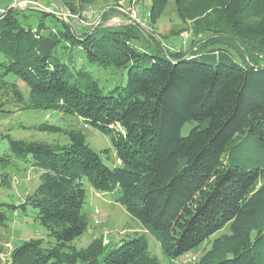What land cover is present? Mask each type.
Segmentation results:
<instances>
[{"label": "trees", "instance_id": "1", "mask_svg": "<svg viewBox=\"0 0 264 264\" xmlns=\"http://www.w3.org/2000/svg\"><path fill=\"white\" fill-rule=\"evenodd\" d=\"M74 1L95 0L0 12V110L11 103L79 117L110 137L117 162L109 164L107 151L91 147L80 130L46 120L39 130L69 141L2 130L0 161L25 163L39 183L18 204L0 202V225L9 220L5 207L31 208L47 234L9 246V258H1L0 244V264H182L204 243L199 264H264V0H174L182 21L198 18L194 33L210 34L179 51H166L149 30L169 0H148L144 27L99 21L82 28L58 13L76 9ZM210 9L222 26L203 27L199 15ZM144 30L153 41L138 45ZM93 66L120 79L101 83ZM85 181L112 193L165 259L152 253L145 233L117 242L100 236L77 248L88 224ZM226 224L230 231L212 239Z\"/></svg>", "mask_w": 264, "mask_h": 264}, {"label": "rangeland", "instance_id": "2", "mask_svg": "<svg viewBox=\"0 0 264 264\" xmlns=\"http://www.w3.org/2000/svg\"><path fill=\"white\" fill-rule=\"evenodd\" d=\"M51 1L54 0H0V12L8 6L26 8L28 6H39L37 3L54 7ZM23 2H27L28 4L23 7L18 6V4ZM137 2L140 4V8L136 13V18H138V20L133 16V9L135 8L133 0H95L92 4L82 7H77V3L74 1L73 4L76 9L73 11L69 7H61L66 11L65 20L73 23L78 28L84 26L90 27L99 21L103 24L115 27L131 25L134 22L144 27L142 22L145 23L144 13L146 12L145 7L148 4V0H139ZM87 13H89V15H87ZM216 14V12L210 9L202 15H199V19H202V23L204 24L203 27L212 22L221 25L222 22L218 19ZM194 19L198 18H187L182 21L175 10L174 0H169L163 14L155 24L156 31L153 27H150L149 30L155 33L154 36L157 37L162 46L178 45L181 43L183 35H186V44L184 47V50H186L189 47L187 45L191 38H193L194 41L196 40L200 45L204 43L202 39L205 40L210 36L209 30L206 29H202L198 34L192 31ZM147 27L149 28V25H147ZM147 31L148 30H144V32L140 34L138 45H145L153 41L152 36H150ZM216 35H218V32L211 34V36ZM225 39H227V36H225ZM227 40L231 41L230 39ZM231 44L233 47L230 48L234 56L239 58L237 51L238 45L234 44V42ZM91 70L100 78L101 83L107 78H109V81L120 79L117 78L118 76L116 73H113L111 68L104 69L93 66ZM113 76L114 78L112 79ZM22 88L26 92V88ZM22 107V105L11 103L3 105V108L8 111L0 110V132L3 130L9 132L13 137L39 139L59 144L69 141L68 136L64 133L39 130V124L46 120L49 123L64 127L65 130H80L85 135L86 141L91 147L97 151H107L105 156H107L106 160L109 164L117 162L110 137L100 132L96 127L86 124L83 119L76 116L59 118L56 113L50 110H25ZM47 114L49 117H46ZM194 124V122L185 124L181 133H188L189 129ZM38 183L39 172L31 169V167L25 163L14 161V159L9 162L5 161V163L0 161V202L18 204L22 202L25 194L35 189ZM84 187L86 197L83 210L87 215L88 224L85 231L73 241V244L77 248L86 247L91 240L100 236L104 238L105 242H117L122 238H131L136 233H145L148 238L149 249L152 253L156 254L161 261L165 259L161 253L158 242L150 233L146 232L141 222L133 217L122 204L114 201L112 193H99L86 181L84 182ZM5 213L9 217V220L6 226L0 225V244L5 247L1 253V258H5L9 246L12 248L29 238L46 237L47 233L45 227L41 225L37 219L32 217L34 214L31 208H27L26 212H23L20 209L13 210L5 207ZM95 220H97L98 223H96L97 221L95 222ZM229 231V224H226L211 238L213 239L215 236L228 233ZM208 246V243H204L197 249L184 254L181 258L184 261L182 264H199L198 259L202 255L204 247L207 248ZM192 255L196 257L193 261L190 259Z\"/></svg>", "mask_w": 264, "mask_h": 264}, {"label": "built area", "instance_id": "3", "mask_svg": "<svg viewBox=\"0 0 264 264\" xmlns=\"http://www.w3.org/2000/svg\"><path fill=\"white\" fill-rule=\"evenodd\" d=\"M138 1V0H137ZM136 0H133V5H135L134 7V9H133V16L136 18V13L138 12V10H139V8H140V4H139V2H137ZM18 4V3H17ZM28 3L27 2H23V3H21V4H18V6H21V7H23V6H26ZM37 5H39L40 7H44V8H46L44 5H40L39 3H37ZM60 9V10H59ZM58 13L63 17V18H65V15H66V11L62 8V7H59L58 8ZM87 15H89V13H87ZM146 18V17H145ZM145 18H144V21L146 22V20H145ZM136 20H138V18H136ZM142 24L145 26V24H144V22H142ZM185 43H186V35H183V37H182V41H181V43L180 44H178V45H175V46H171V45H167V46H164L165 48H166V51H179V50H181V49H183V47H181V46H183V45H185ZM258 57L261 59V61L264 63V54H259L258 55ZM46 117H48V114L46 115ZM190 259L193 261V260H195L196 259V257L194 256V255H192L191 257H190Z\"/></svg>", "mask_w": 264, "mask_h": 264}, {"label": "crops", "instance_id": "4", "mask_svg": "<svg viewBox=\"0 0 264 264\" xmlns=\"http://www.w3.org/2000/svg\"><path fill=\"white\" fill-rule=\"evenodd\" d=\"M5 258H9V252H7ZM3 259H4V258H3ZM183 262H184V261H183ZM183 262H182V263H183Z\"/></svg>", "mask_w": 264, "mask_h": 264}, {"label": "bare ground", "instance_id": "5", "mask_svg": "<svg viewBox=\"0 0 264 264\" xmlns=\"http://www.w3.org/2000/svg\"><path fill=\"white\" fill-rule=\"evenodd\" d=\"M260 59V58H259ZM261 60V59H260ZM262 62V61H261ZM263 63V62H262ZM264 64V63H263Z\"/></svg>", "mask_w": 264, "mask_h": 264}]
</instances>
